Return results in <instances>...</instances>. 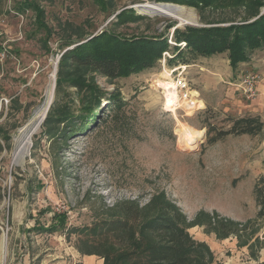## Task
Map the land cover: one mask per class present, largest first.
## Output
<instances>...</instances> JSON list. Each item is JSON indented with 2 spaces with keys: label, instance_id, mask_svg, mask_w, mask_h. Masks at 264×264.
I'll use <instances>...</instances> for the list:
<instances>
[{
  "label": "rangeland",
  "instance_id": "obj_1",
  "mask_svg": "<svg viewBox=\"0 0 264 264\" xmlns=\"http://www.w3.org/2000/svg\"><path fill=\"white\" fill-rule=\"evenodd\" d=\"M146 1L157 0H2L0 264H127L148 237L143 223L166 207L183 218L186 264H264V215L254 192L258 184L264 195V126L208 142L231 118L251 114L264 123V49L233 69L226 53L190 55L175 38L188 26L252 22L264 15V0L169 1L195 22L140 9ZM104 33L167 47L155 65L118 77L71 61L68 50H88ZM180 51L189 64L170 60ZM53 72L51 101L33 126ZM247 73L257 75L252 99L238 88ZM178 76L189 92L164 89ZM31 126L15 161L20 133ZM183 126L203 132L196 148L184 145ZM209 126L216 129L208 134ZM135 207L139 220L128 211ZM110 219L128 227L91 233Z\"/></svg>",
  "mask_w": 264,
  "mask_h": 264
},
{
  "label": "trees",
  "instance_id": "obj_2",
  "mask_svg": "<svg viewBox=\"0 0 264 264\" xmlns=\"http://www.w3.org/2000/svg\"><path fill=\"white\" fill-rule=\"evenodd\" d=\"M159 1L194 2L193 0ZM1 3L2 0H0ZM126 14L133 15L129 10L126 11ZM104 34L106 35L95 37L94 43L88 50L85 45L82 46L81 44L77 48L68 50V57L73 63L91 66L104 76L118 77L155 65L154 62L167 47L165 40H157L151 37L133 41L107 33ZM175 38L178 41L181 39L186 41L188 45L186 50H189L187 54L190 55L191 51L204 55L226 53L229 65L236 69L241 62L247 61L254 51L264 49V15L252 22H244L238 26L211 28L188 26L182 31L176 30ZM179 53L182 54H178L170 60L189 64L190 58L186 56L187 54H184V51ZM121 101V99H116L114 104L121 105ZM230 121L229 129L216 131L209 137L208 142L213 143L231 133L256 135L261 132L264 126L259 116L251 114L237 116L231 118ZM215 129V127L209 126L207 133L209 134ZM254 192L259 207L258 215L263 216L264 195L258 184L255 185ZM128 211H130L132 218L139 220L140 210L138 207ZM182 221L183 218L178 209L166 207L160 212L156 220L143 223L148 237L140 245H135L132 255L134 257L127 264H186V257L182 248H179L180 238L181 240L184 239L182 232L178 231V226ZM127 227L128 224L125 221L110 219L104 220L91 233L106 237L115 235Z\"/></svg>",
  "mask_w": 264,
  "mask_h": 264
},
{
  "label": "bare ground",
  "instance_id": "obj_3",
  "mask_svg": "<svg viewBox=\"0 0 264 264\" xmlns=\"http://www.w3.org/2000/svg\"><path fill=\"white\" fill-rule=\"evenodd\" d=\"M138 7L140 9L141 8L142 9H146V10H148L150 12H153V13H158V14H161V15L171 16V17H174L176 19H179L180 21H185V20L189 21V20H191V21L195 22L194 15L186 16L184 7L176 6L174 4H171L170 2L146 1V2H143L142 4L138 5ZM163 74L166 76V73H163ZM50 82L51 83L49 84V86L47 88V91H46L47 98H46L45 105H44L43 109L41 110V113H39V111H37V112L35 111L36 112L35 116L38 117V115H39V118H37L36 121L33 122V126H34V124H37V123H39V121H41L42 117L44 116V113L46 112V107L49 104V102L51 101V97H52V94H53V88H54V72L51 74V81ZM168 84H169V82H168ZM170 87H176V85L175 84H171V85L166 86V88H164V89H166V90L168 89L169 90ZM166 94H167V92H166ZM175 96L176 95H174L173 98H175ZM173 102H175V100H172L171 104ZM198 103L200 104V106L202 105L201 101H199ZM36 127H32L31 126L28 131H22L20 133L19 145H18V147L16 148V150L14 152V160L15 161H17L24 154V152H25L24 149L27 148V146H26L27 140L35 133ZM30 130H32V131L29 132ZM180 132H181V134H182V136L184 138V145L188 149L196 148L198 143L203 138V132L202 131H190L187 128H185L184 126L180 129ZM5 248H6L5 235H3L2 239L0 241V255H1V259L2 260L4 259Z\"/></svg>",
  "mask_w": 264,
  "mask_h": 264
},
{
  "label": "built area",
  "instance_id": "obj_4",
  "mask_svg": "<svg viewBox=\"0 0 264 264\" xmlns=\"http://www.w3.org/2000/svg\"><path fill=\"white\" fill-rule=\"evenodd\" d=\"M4 42L2 41V31L0 30V55H4ZM178 66H182L181 64H179ZM178 66H174L171 71L172 72H178L179 74H181V70L183 71V69H179ZM183 68L187 67V65H183ZM176 82L173 83L176 85V87H172L175 89L180 88V90H187L189 92L190 88L187 84V82L185 80H183V76H178L176 78ZM256 81H257V75L253 74V73H247L243 76H241L240 78V83L238 85V88L240 89L241 93L243 96H245L248 99H252L255 95H256Z\"/></svg>",
  "mask_w": 264,
  "mask_h": 264
},
{
  "label": "crops",
  "instance_id": "obj_5",
  "mask_svg": "<svg viewBox=\"0 0 264 264\" xmlns=\"http://www.w3.org/2000/svg\"><path fill=\"white\" fill-rule=\"evenodd\" d=\"M225 263V262H224Z\"/></svg>",
  "mask_w": 264,
  "mask_h": 264
}]
</instances>
